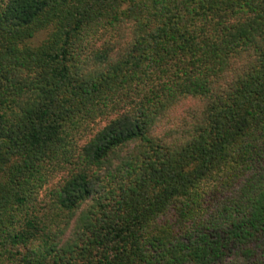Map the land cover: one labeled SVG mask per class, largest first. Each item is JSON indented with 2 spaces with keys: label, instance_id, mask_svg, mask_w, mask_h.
I'll return each mask as SVG.
<instances>
[{
  "label": "trees",
  "instance_id": "16d2710c",
  "mask_svg": "<svg viewBox=\"0 0 264 264\" xmlns=\"http://www.w3.org/2000/svg\"><path fill=\"white\" fill-rule=\"evenodd\" d=\"M0 264H264V0H0Z\"/></svg>",
  "mask_w": 264,
  "mask_h": 264
}]
</instances>
